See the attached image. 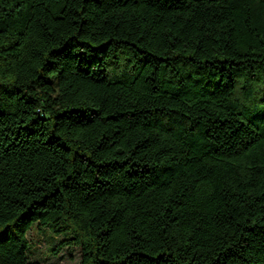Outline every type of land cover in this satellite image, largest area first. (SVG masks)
Returning <instances> with one entry per match:
<instances>
[{
	"label": "trees",
	"instance_id": "obj_1",
	"mask_svg": "<svg viewBox=\"0 0 264 264\" xmlns=\"http://www.w3.org/2000/svg\"><path fill=\"white\" fill-rule=\"evenodd\" d=\"M264 264V0H0V264Z\"/></svg>",
	"mask_w": 264,
	"mask_h": 264
},
{
	"label": "rangeland",
	"instance_id": "obj_2",
	"mask_svg": "<svg viewBox=\"0 0 264 264\" xmlns=\"http://www.w3.org/2000/svg\"><path fill=\"white\" fill-rule=\"evenodd\" d=\"M31 243V258L42 264H80V247H65L60 253L55 254L52 249L61 240L48 228H39L35 225L29 232Z\"/></svg>",
	"mask_w": 264,
	"mask_h": 264
}]
</instances>
